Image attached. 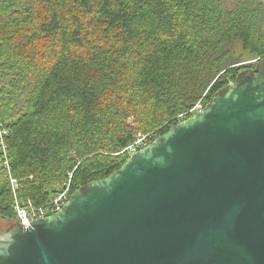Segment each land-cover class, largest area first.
<instances>
[{"label": "trees", "instance_id": "obj_1", "mask_svg": "<svg viewBox=\"0 0 264 264\" xmlns=\"http://www.w3.org/2000/svg\"><path fill=\"white\" fill-rule=\"evenodd\" d=\"M264 58V0H0L1 118L20 197L108 177ZM189 117V115L187 116ZM72 175V176H70ZM0 174V215L17 221Z\"/></svg>", "mask_w": 264, "mask_h": 264}, {"label": "water", "instance_id": "obj_2", "mask_svg": "<svg viewBox=\"0 0 264 264\" xmlns=\"http://www.w3.org/2000/svg\"><path fill=\"white\" fill-rule=\"evenodd\" d=\"M0 264H264V58L59 211L1 231Z\"/></svg>", "mask_w": 264, "mask_h": 264}, {"label": "built area", "instance_id": "obj_3", "mask_svg": "<svg viewBox=\"0 0 264 264\" xmlns=\"http://www.w3.org/2000/svg\"><path fill=\"white\" fill-rule=\"evenodd\" d=\"M255 61H257V59ZM205 106V102L200 100L188 112L180 115L178 122L200 113ZM1 108L2 105L0 102V174L3 173L10 179L15 199L14 209L17 215L18 223H20L23 227L28 228L35 219L47 217L62 209L73 194L72 184L71 181L65 183L62 189L43 205H35L31 199H25L19 196L18 191L20 182L12 173V167L8 156V137L10 135V126L8 122H4L2 120ZM188 115L189 117H187ZM155 137L154 133H139L135 136L134 141L126 147L125 151H127L130 156L139 149H142L152 143L156 139Z\"/></svg>", "mask_w": 264, "mask_h": 264}, {"label": "rangeland", "instance_id": "obj_4", "mask_svg": "<svg viewBox=\"0 0 264 264\" xmlns=\"http://www.w3.org/2000/svg\"><path fill=\"white\" fill-rule=\"evenodd\" d=\"M232 56L235 60L239 61L241 64H248L254 62L256 59L252 54L248 51H244L241 44H236L233 47ZM15 222L12 220L4 219L3 216L0 215V232L6 230Z\"/></svg>", "mask_w": 264, "mask_h": 264}]
</instances>
